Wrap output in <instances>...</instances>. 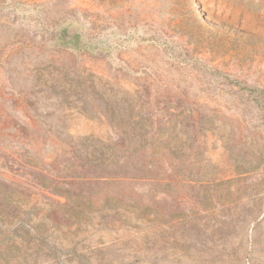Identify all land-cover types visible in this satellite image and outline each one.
Masks as SVG:
<instances>
[{
  "label": "rangeland",
  "instance_id": "obj_1",
  "mask_svg": "<svg viewBox=\"0 0 264 264\" xmlns=\"http://www.w3.org/2000/svg\"><path fill=\"white\" fill-rule=\"evenodd\" d=\"M0 264H264V0H0Z\"/></svg>",
  "mask_w": 264,
  "mask_h": 264
}]
</instances>
